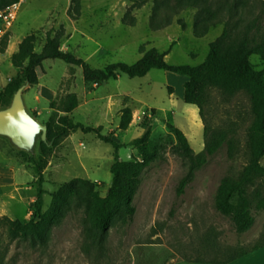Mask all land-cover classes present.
Instances as JSON below:
<instances>
[{
  "label": "rangeland",
  "instance_id": "rangeland-1",
  "mask_svg": "<svg viewBox=\"0 0 264 264\" xmlns=\"http://www.w3.org/2000/svg\"><path fill=\"white\" fill-rule=\"evenodd\" d=\"M138 1L81 0L80 18L74 21L67 15L70 0H23L5 50L0 51V91L18 74L11 58L18 51L19 43L32 33L39 34L36 52L40 53L47 33L54 37L62 32V49L84 60L93 69L102 70L115 63L135 64L142 58L141 46L145 50L155 48L160 53L169 52L165 60L170 66L197 67L206 60L210 44L224 28V24H220L211 28L204 38L197 39L194 25L202 16V7L210 6L215 10L225 2L230 4L236 0H208L205 5L181 10L172 14L171 25L160 31L151 30L149 25L153 0H146L141 8H135ZM246 3V7L239 8V16L251 21L257 16L259 6L254 0H246ZM127 13L135 19L134 27L124 24ZM223 14L227 17L226 12ZM180 23L185 27L182 28ZM251 62L258 70L262 69L258 57H252ZM72 70L74 77L70 80ZM37 72L40 85L77 95L79 107L71 118L87 127H102L104 135L113 134L112 139L121 146V161L141 160L137 150L129 144L144 135L142 124L146 121L150 128L147 142L156 152V160L143 175V183L134 200L136 215L133 222L123 225L116 219L102 244L98 243L96 232L90 226V206L74 200L55 220L42 241L10 239L5 229L0 230L2 246L6 250L4 264H168L176 259L225 260L241 249L264 241V211H256L254 204L255 224L243 235L237 233L230 218L215 208V194L221 180L237 177L247 164L245 147L251 117L245 97L227 102L219 91H212L204 112V124L198 108L185 104L179 94L187 79L181 75L154 69L143 78L132 79L122 74L115 81L88 86L80 67H71L61 61L47 60ZM68 79L70 85L62 83ZM37 87L24 90V102L29 113L30 105L40 110L42 115L37 116V120L44 124L50 112L52 115L54 112L37 94ZM125 107L132 110L133 120L129 129L123 132L119 130V123L121 110ZM151 110H155V114ZM168 123L185 134L195 154L204 150L205 127L214 131L235 124L237 152L230 159L228 147L224 145L195 173L193 181L180 196L177 190L188 174V160L167 128ZM38 144L39 138L31 155L38 157ZM59 147L53 166L49 163L44 174V211L51 205V194L74 179L94 183L96 191L105 197L112 182L110 167L114 149L95 135L81 132L70 135ZM8 148L14 153L10 141L0 138V150L7 151ZM9 154L17 159L14 154ZM261 165L264 167V158ZM5 166L16 172L20 187L15 191L10 188L7 190L9 195L0 197V215L28 221L33 209L24 194L34 182L33 170L20 174L16 161L0 152V168ZM260 187L264 192V180L258 181L255 188ZM36 194L37 183L32 192L35 199ZM21 195L25 202L20 200Z\"/></svg>",
  "mask_w": 264,
  "mask_h": 264
},
{
  "label": "trees",
  "instance_id": "trees-1",
  "mask_svg": "<svg viewBox=\"0 0 264 264\" xmlns=\"http://www.w3.org/2000/svg\"><path fill=\"white\" fill-rule=\"evenodd\" d=\"M20 1L0 0V10ZM206 1L208 0H153L149 21L151 30L160 31L170 26L172 14H177L187 8L198 7L201 4L205 5ZM254 1L259 6V12L251 21L239 16V8L247 6L246 0H236L230 4L225 2L223 6L215 10L210 6L202 7V16L194 25V35L197 39L204 38L211 28L220 24H224V28L220 36L210 44L206 60L197 67L170 66L165 60L169 52L160 53L155 48L145 50L141 46L139 53L142 58L135 64L115 63L102 70L93 69L84 60L62 49V32L54 37L47 33L40 53L36 52L39 34L32 33L19 43L18 51L11 58L13 67L19 72L0 91V110L11 105L14 95L21 87L26 86V89H29L39 85L37 70L47 60L61 61L71 67H80L84 83L88 86H100L108 81H115L122 74L132 79L143 78L154 69L184 76L188 79L184 84V102L198 108L204 124V112L212 91H219L227 102L239 96L245 97L250 105L251 117L245 147L247 164L237 177H225L221 180L215 194V208L221 215L232 220L238 234H246L255 224V218L252 215L253 204L256 211H264L263 188H255L258 181L264 180V167L261 165L264 158V1ZM145 2L146 0H139L135 8H141ZM224 12L227 13V17L223 14ZM67 15L71 20H79L81 0H70ZM123 22L130 27L135 26V19L130 16V13L125 15ZM180 24L182 28L185 27L183 23ZM7 37L2 43L1 52L5 50ZM254 56L259 58L261 70H258L251 62ZM73 77L74 71L72 70L69 79ZM69 79L62 83L67 82L70 85ZM78 107L79 99L76 94L62 93L58 90L56 98L49 104L54 115H51L44 123L48 128L47 142H43L39 137L38 157L15 147L14 153L9 152L14 154L19 162L30 165L37 180V194L32 206L31 218L24 222L12 220L7 216L0 217V230L5 229L10 239L19 237L44 240L55 220L63 215L64 209L69 207L74 200H80L90 206V226L96 232V239L100 244L105 240L116 219L120 220L123 225L133 222L136 215L134 200L143 183V175L156 160V152L147 142L150 135L149 125L145 121L142 124L145 129L144 135L129 144L137 150L141 160L121 161L119 157L121 146L112 139L113 134L104 135L102 127H87L73 121L71 115ZM151 112L155 114V110ZM32 116L37 119L36 114ZM132 120V110L129 107L122 109L119 130L127 131ZM235 126L233 124L214 131L205 127L204 150L195 154L185 134L173 124H167L183 156L188 160V174L180 182L178 195L184 194L187 186L193 181L195 173L203 168L209 158L217 154L224 145L228 147V157L234 158L237 152ZM76 132L85 135L93 134L98 140L114 149V161L110 167L112 175L110 188L107 195L102 197L96 191L94 183L84 179H74L63 184L58 191L51 194V205L44 211L45 171L55 150L66 138ZM251 189L254 190L250 193ZM262 246H264V241L258 242L249 249H241L227 258V261L243 257ZM5 254L6 250L2 246L0 237V264H4Z\"/></svg>",
  "mask_w": 264,
  "mask_h": 264
},
{
  "label": "crops",
  "instance_id": "crops-1",
  "mask_svg": "<svg viewBox=\"0 0 264 264\" xmlns=\"http://www.w3.org/2000/svg\"><path fill=\"white\" fill-rule=\"evenodd\" d=\"M187 81H188V79L183 81V83H182L183 87ZM37 88H38L37 94H39L40 98H42L44 101H46V103L48 105L56 98V95H57L56 89H54L50 86L40 85V84L38 85ZM175 93H176V90H174V95H175ZM179 94L184 99V90L180 91ZM23 99H24V96H23ZM30 113H35L38 117H40L42 115L40 110L36 106H33V105H30ZM51 115H52V112H50L49 118L51 117ZM56 150L54 152V156L52 158V161L50 162V167L53 166V164H54V159L57 155ZM0 152L5 154L8 158L14 159L16 161V163L20 166V169H19L20 174L24 175L27 172H32V169L30 168V166L28 164H24V163L19 162L12 155L9 154V152H10L9 148L7 149V151L0 150ZM36 181L37 180L34 177L33 184L29 185L26 188V190H25L26 193L24 194V196L25 195L27 196L30 206H33V203L35 201V197L32 196V192H33V187L36 184ZM19 187H20V185H18L16 172L10 166L1 167L0 168V197L9 195L7 190H10V188H12L11 190L14 189L13 191H15V190H18ZM20 200L22 202H25V199L23 198V196L20 198ZM30 215H31V213L29 212L28 217ZM0 217H1V215H0ZM168 264H264V246H262L261 248L255 250V251L248 253L247 255H245L243 257L234 259L232 261H227V259H225V260H210V261L196 262V261L177 260L176 259V260H171Z\"/></svg>",
  "mask_w": 264,
  "mask_h": 264
},
{
  "label": "water",
  "instance_id": "water-1",
  "mask_svg": "<svg viewBox=\"0 0 264 264\" xmlns=\"http://www.w3.org/2000/svg\"><path fill=\"white\" fill-rule=\"evenodd\" d=\"M21 87L14 95L11 105L0 110V137L7 138L17 148L31 153L36 140L47 142L48 128L35 119L26 109Z\"/></svg>",
  "mask_w": 264,
  "mask_h": 264
},
{
  "label": "built area",
  "instance_id": "built-area-1",
  "mask_svg": "<svg viewBox=\"0 0 264 264\" xmlns=\"http://www.w3.org/2000/svg\"><path fill=\"white\" fill-rule=\"evenodd\" d=\"M23 0L0 10V50L4 39L10 34Z\"/></svg>",
  "mask_w": 264,
  "mask_h": 264
}]
</instances>
